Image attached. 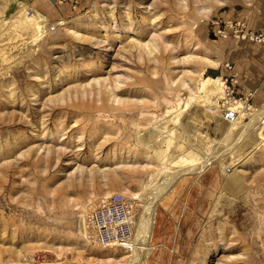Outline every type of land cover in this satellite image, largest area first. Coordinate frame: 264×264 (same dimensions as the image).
Listing matches in <instances>:
<instances>
[{
  "label": "rangeland",
  "instance_id": "374dc122",
  "mask_svg": "<svg viewBox=\"0 0 264 264\" xmlns=\"http://www.w3.org/2000/svg\"><path fill=\"white\" fill-rule=\"evenodd\" d=\"M31 1L0 0V264L122 262L126 250L83 230L90 206L111 194L136 199L137 223L156 211L147 264H264V147L234 149L264 107L251 101L241 126L210 103L185 111L200 74L223 72L240 42L218 35L234 0H53L41 15ZM154 14L159 25L148 26ZM173 130L174 159L226 155L219 175L236 172V187L194 192L200 185L182 179L154 201Z\"/></svg>",
  "mask_w": 264,
  "mask_h": 264
},
{
  "label": "bare ground",
  "instance_id": "6f19581e",
  "mask_svg": "<svg viewBox=\"0 0 264 264\" xmlns=\"http://www.w3.org/2000/svg\"><path fill=\"white\" fill-rule=\"evenodd\" d=\"M157 18L158 17H156L154 14L150 18L149 24L146 22V20L145 23L148 26L152 25L154 27H157L159 25L157 22ZM29 19L32 22L36 21V19L32 17ZM62 24L63 23H61V25ZM96 44L99 45V42ZM198 63L209 66V60L205 58H201ZM222 66L223 65L221 63L218 66V68H222ZM223 73L224 71L222 72V74ZM222 74L219 76H211L209 74H206L205 72H202L200 74L201 79L197 86L198 96H193L190 99L189 101L190 104L186 106L185 111L189 109L191 103L196 101L205 102L206 104L210 103L212 106L220 109L218 101L223 91V80L221 77ZM252 107L253 106L251 105L249 109H245L239 122L233 124L232 126H241V124L243 123V118L250 111H253ZM182 112L179 113L176 112L174 114L172 118V122L175 126L180 124ZM175 134L176 132L174 130L171 131L170 134H168L167 141L165 143L166 149L161 152L162 160H161V168L159 170L160 172L154 178L152 184L158 182V179L162 174V171L168 173V176L159 185L158 189L156 188L157 190L155 192L154 201L158 203L160 202V200L172 194L174 191V186L182 179L185 181L187 180L186 182H188L191 179L194 181V183L200 185V187H198L194 192L201 191V186L205 184V182H217L218 184L222 185L223 188H225L226 190H230V189L232 190L236 187V182L239 180V179L235 180V178L237 177L236 172L233 175L228 176L227 178H223V177L221 178V176L219 175L220 170L225 169V164L227 159L226 155L216 157L217 155L214 156L213 153L209 155H201L200 153L191 151L184 156L181 155L182 157H180L179 159L177 156V160L174 159L170 154V150L174 144ZM257 139H260L261 141V145L259 147L260 148L264 147V114H261V116L258 117L257 119L252 118L250 123L245 126L244 130L242 131L239 137V140L234 145V149L235 148L241 149L243 148V146L244 147L254 146ZM196 184H194V187L196 186ZM191 190L192 188H188L186 194L187 196H191V192H192ZM149 208L150 207L148 206L145 209H143L144 211L143 215L139 218L140 220L137 223L138 225H136L135 233L131 238V240H129L128 243H125V245L122 246L113 244L119 249L126 250L129 254L128 256H125L122 262L118 264H147V258L150 257L152 254L156 253L155 250L157 248H154L153 247L154 245H152V242L154 241V233L152 232H155V230L153 231L154 229L153 224L156 221L154 217L155 214L154 212L156 211L153 210L150 211ZM146 214L151 215V220H153V223L151 224V226H149L150 229L148 228L147 224L144 223L145 225H143V220Z\"/></svg>",
  "mask_w": 264,
  "mask_h": 264
},
{
  "label": "built area",
  "instance_id": "2783aa9c",
  "mask_svg": "<svg viewBox=\"0 0 264 264\" xmlns=\"http://www.w3.org/2000/svg\"><path fill=\"white\" fill-rule=\"evenodd\" d=\"M58 3H70L76 7V0H55ZM33 13V12H32ZM31 13V14H32ZM55 27V26H54ZM54 29V28H53ZM52 29V30H53ZM218 35L231 37L240 42L264 43V20L258 30L250 29L244 22L232 21L218 30ZM223 91L219 100L221 118L233 125L239 122L245 109H249L254 92L238 95L236 75L232 64L224 65L222 74ZM135 201V200H134ZM123 194H111L95 205L90 206L84 216L83 230L93 242L102 245H125L134 235L137 224V205ZM44 264H70L65 261Z\"/></svg>",
  "mask_w": 264,
  "mask_h": 264
},
{
  "label": "crops",
  "instance_id": "0c3cea01",
  "mask_svg": "<svg viewBox=\"0 0 264 264\" xmlns=\"http://www.w3.org/2000/svg\"><path fill=\"white\" fill-rule=\"evenodd\" d=\"M50 3L53 4V0H32L31 6H34V10L31 11L38 15L47 14L51 10ZM229 7L227 18L246 22L253 30L261 28L264 20V0H234ZM230 45L225 55L228 63L233 65L237 94L254 92L251 101L259 108L264 107V43L247 41L232 42Z\"/></svg>",
  "mask_w": 264,
  "mask_h": 264
},
{
  "label": "water",
  "instance_id": "95a60500",
  "mask_svg": "<svg viewBox=\"0 0 264 264\" xmlns=\"http://www.w3.org/2000/svg\"><path fill=\"white\" fill-rule=\"evenodd\" d=\"M222 74V72L221 71H217V72H215L212 76H219V75H221Z\"/></svg>",
  "mask_w": 264,
  "mask_h": 264
}]
</instances>
